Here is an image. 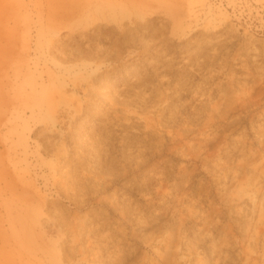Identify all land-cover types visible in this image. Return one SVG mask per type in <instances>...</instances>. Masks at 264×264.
Returning <instances> with one entry per match:
<instances>
[{
    "label": "rangeland",
    "instance_id": "rangeland-1",
    "mask_svg": "<svg viewBox=\"0 0 264 264\" xmlns=\"http://www.w3.org/2000/svg\"><path fill=\"white\" fill-rule=\"evenodd\" d=\"M0 264H264V0H0Z\"/></svg>",
    "mask_w": 264,
    "mask_h": 264
},
{
    "label": "bare ground",
    "instance_id": "bare-ground-1",
    "mask_svg": "<svg viewBox=\"0 0 264 264\" xmlns=\"http://www.w3.org/2000/svg\"><path fill=\"white\" fill-rule=\"evenodd\" d=\"M30 75H31V74H30ZM30 75H29V77L32 78V75H31V76H30ZM109 87H111V86H109ZM47 111H48V110H47ZM47 111L45 112V114L47 113ZM33 113H34V110H32V116H34ZM28 125H29V123H28Z\"/></svg>",
    "mask_w": 264,
    "mask_h": 264
}]
</instances>
